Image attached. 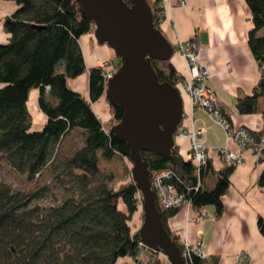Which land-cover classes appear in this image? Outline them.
<instances>
[{
    "label": "trees",
    "instance_id": "16d2710c",
    "mask_svg": "<svg viewBox=\"0 0 264 264\" xmlns=\"http://www.w3.org/2000/svg\"><path fill=\"white\" fill-rule=\"evenodd\" d=\"M0 1L17 5L2 20L9 38L0 43V264H144L140 233L131 227L143 203L137 185L129 179L111 188L114 175L100 170L101 153L106 160L116 156L128 160L130 151L127 142L106 129L93 109L106 94L104 75L98 66L88 71L79 41L95 32L94 24L80 14L74 0ZM162 1L148 0L160 31ZM245 1L253 24L249 47L263 72L254 93L238 99L236 108L239 114L252 115L258 110V99L264 97V35H258L264 28V0ZM154 66L161 82L179 88L184 78L171 61L154 62ZM87 71L85 98L69 86V80ZM33 91H38L39 111L45 117L41 128L35 126L29 109ZM110 108L114 123H119L123 110ZM77 130L84 133L83 147L71 156L61 155V143ZM252 136L259 141L262 135L252 132ZM173 150L168 157L145 152L143 159L152 173L170 169L173 183L195 210L213 207L215 217L221 218L223 197L236 166H224L213 187L207 188L206 179L215 173L211 161L197 169L193 160L184 161L177 146ZM260 157L259 163L264 164V150ZM6 169L30 181L47 172L52 181L32 191L22 190L5 179ZM258 185L264 191V169ZM179 211L160 208L166 228ZM257 224L264 236V218L260 216ZM170 235L180 247L179 237L171 231ZM165 263L158 257L149 262ZM218 263V258L194 256L191 264Z\"/></svg>",
    "mask_w": 264,
    "mask_h": 264
},
{
    "label": "crops",
    "instance_id": "0c3cea01",
    "mask_svg": "<svg viewBox=\"0 0 264 264\" xmlns=\"http://www.w3.org/2000/svg\"><path fill=\"white\" fill-rule=\"evenodd\" d=\"M162 6V33L173 46L178 41L188 40L197 44L198 60L210 72L209 85L217 94L231 125L236 128L246 126L255 135L260 133L264 125V97L258 99L255 114L242 115L236 108L238 99L254 93L263 72L248 43V34L253 27L248 3L245 0H163ZM16 8L14 2L0 1V16L3 13L0 19L14 13ZM258 35H264V28ZM8 38L5 33H0V43H6ZM79 43L88 71L97 67L98 61L117 58L108 45L97 42L95 32L85 34ZM170 61L183 78L189 75L187 63L179 52L176 51ZM88 71L78 78L81 82L72 86L85 98H88L89 92ZM179 89L185 117L178 128L205 130L204 143L215 171L206 179L205 186L212 188L216 174L224 167L218 150L226 147L234 151L239 147L227 137L223 126L218 125L204 110L193 109L190 95L181 87ZM32 93L33 96L37 94L38 105V91ZM101 102L100 107L108 112L106 97H102ZM40 122L42 124L38 128L44 126L45 118ZM175 139L180 156L184 161H190V140L177 136ZM245 158V164L236 166L230 177L231 185L223 197L221 218H216L214 208L208 206L202 210L182 208L168 221V228L174 235L181 237L186 234L191 243H200L207 259L218 258V264H264V236L257 224L260 216L264 218V191L258 185L264 164L249 152H245ZM203 210L209 217L201 223L189 222L192 215Z\"/></svg>",
    "mask_w": 264,
    "mask_h": 264
},
{
    "label": "water",
    "instance_id": "95a60500",
    "mask_svg": "<svg viewBox=\"0 0 264 264\" xmlns=\"http://www.w3.org/2000/svg\"><path fill=\"white\" fill-rule=\"evenodd\" d=\"M74 1L80 14L94 24L97 42L108 45L120 59L105 97L110 105L123 110L121 121L111 131L119 141L127 142L130 151L132 180L143 201L140 239L170 264H186L182 250L165 227L151 184L153 173L143 159L145 152L170 156L185 117L180 89L161 82L154 66V62L170 61L175 47L155 27L148 0Z\"/></svg>",
    "mask_w": 264,
    "mask_h": 264
},
{
    "label": "built area",
    "instance_id": "2783aa9c",
    "mask_svg": "<svg viewBox=\"0 0 264 264\" xmlns=\"http://www.w3.org/2000/svg\"><path fill=\"white\" fill-rule=\"evenodd\" d=\"M175 50L183 56L187 63L189 75L180 82L179 87L190 95L193 109L204 110L218 125L223 126L227 137L239 147V150L234 151L226 147L218 150L217 153L220 159H222L224 166L235 167L245 164V152L251 153V155L259 162L262 150H264V125L261 130L262 136L259 141L255 140L254 136H252V130L248 127L244 126L236 128L231 125L228 115L225 114L222 104L218 101L217 94L209 85L208 81L210 72L207 70V67L198 60L199 49L197 44H195L193 40L185 42L178 41L175 45ZM97 64V66L103 71L104 86L107 90L109 80L115 76L120 65L118 64L117 59L113 58L106 61H98ZM204 134V129L195 130L193 128L178 129L176 134L177 137L190 140L192 149L190 159L193 160L197 169H200L205 165L209 159L208 149L204 143ZM174 179L175 175L170 169L152 174L151 184L155 195H157V206L163 210L182 208L192 210L193 205H191L190 200L187 199L186 194L179 191L178 186L173 183ZM206 217H209V215H207L204 210L199 211L192 215L189 222L201 223ZM179 239V244L182 248V257L186 264H191L194 256H197L200 259L207 258V254L201 249L200 243H191L186 234L179 237ZM139 248L140 252H142L141 258H148L150 255L158 254L150 248L148 249L141 240ZM143 250H146V252ZM164 258L166 262L165 264H170L165 256Z\"/></svg>",
    "mask_w": 264,
    "mask_h": 264
},
{
    "label": "rangeland",
    "instance_id": "374dc122",
    "mask_svg": "<svg viewBox=\"0 0 264 264\" xmlns=\"http://www.w3.org/2000/svg\"><path fill=\"white\" fill-rule=\"evenodd\" d=\"M2 18L4 19L5 17H2ZM2 20L0 19V33L4 34ZM80 80L81 79H78V78H75L74 80H69V86L72 88V86L75 85V83H78V81L81 82ZM36 95L33 96V93L31 94V97L29 100L30 101L29 109L33 115L35 126L39 127L40 124H42L40 120L43 121L45 117L41 113V111H39V107L37 105V100H36V97H37ZM101 103H102L101 100H98V102L93 104V109H95V111L98 113L100 119L103 121L104 125L106 126V129L109 130L111 126L113 127L114 125H116V123H114L112 119V116H113L112 108H110V105L108 104V101H107L108 112H105V110H103L100 107ZM83 135L84 133L79 130L74 131V133L69 135L61 143L59 153L63 156H67V155L71 156L72 154H74L79 148L83 147L84 145ZM99 164H100V170L102 173L106 175H114V180L109 185L111 188L113 187L119 188L120 185L124 184L125 181L129 179L132 180L131 168L133 167V164L130 162L129 159L128 160L124 158L122 159L120 156H116L112 158V160H106L104 159L101 153L99 156ZM4 176H5V179L11 185H14V187H17L22 190L26 189L30 191L35 190V188L37 187L44 186L46 183L50 184L52 181V178H50V175L47 172L43 176L37 177L35 181L28 180L26 176L19 177L15 172L13 171L11 172L7 169L4 171ZM55 190L57 191V189ZM121 208H124L123 205H121ZM143 222H144L143 207L140 206L137 213L133 216V221L131 222L132 230H134V232L139 231ZM157 257L165 261L163 254H158L157 256L150 255V257L148 258L144 257L142 261L144 264H149L150 261H153Z\"/></svg>",
    "mask_w": 264,
    "mask_h": 264
}]
</instances>
